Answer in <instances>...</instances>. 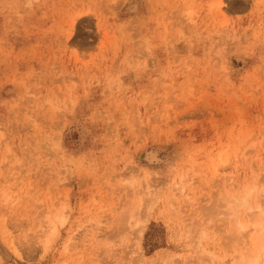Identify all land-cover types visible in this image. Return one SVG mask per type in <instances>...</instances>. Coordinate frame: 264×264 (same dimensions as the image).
<instances>
[{"label":"rangeland","instance_id":"rangeland-1","mask_svg":"<svg viewBox=\"0 0 264 264\" xmlns=\"http://www.w3.org/2000/svg\"><path fill=\"white\" fill-rule=\"evenodd\" d=\"M263 228L264 0H0V264H264Z\"/></svg>","mask_w":264,"mask_h":264},{"label":"bare ground","instance_id":"bare-ground-1","mask_svg":"<svg viewBox=\"0 0 264 264\" xmlns=\"http://www.w3.org/2000/svg\"><path fill=\"white\" fill-rule=\"evenodd\" d=\"M258 209H260V207H257ZM145 225V224H144ZM143 230V229H142ZM263 232H264V228H263ZM259 245L261 247V249H264V233L262 234V236L260 237L259 240ZM140 246V245H139ZM259 251V250H258Z\"/></svg>","mask_w":264,"mask_h":264}]
</instances>
